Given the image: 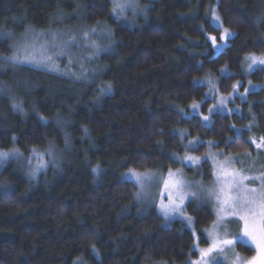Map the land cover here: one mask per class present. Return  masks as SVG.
<instances>
[{"label":"trees","instance_id":"trees-1","mask_svg":"<svg viewBox=\"0 0 264 264\" xmlns=\"http://www.w3.org/2000/svg\"><path fill=\"white\" fill-rule=\"evenodd\" d=\"M114 2L0 0V264H194L213 202L167 222L129 173L201 163L211 188L214 162L246 163L264 179V68L246 64L264 56V0H136L130 15ZM65 30L111 50L81 68L18 64L23 38Z\"/></svg>","mask_w":264,"mask_h":264},{"label":"rangeland","instance_id":"rangeland-1","mask_svg":"<svg viewBox=\"0 0 264 264\" xmlns=\"http://www.w3.org/2000/svg\"><path fill=\"white\" fill-rule=\"evenodd\" d=\"M124 1L125 0H115L114 6L117 11H119V6H121ZM135 1L136 0H133L132 2L131 0L132 4L130 6L128 4L124 8V11L127 10L124 12L126 15L137 13L138 7L136 6ZM215 25L222 29L221 23H219L218 20H216ZM88 34L89 32L84 30H65L61 34L39 33L35 36L28 35L23 39H32V42H28L24 45V49H20L18 51V64L36 69H50L52 68V64L54 62H56L59 67H61L62 64H66L68 69L72 67H84V65H88L90 62L94 61V58L90 56V52L92 50L95 54H101L111 48L106 35L94 33L88 37ZM224 35L225 30L222 29V36ZM232 36V34L228 35L225 39H222L223 42L229 40ZM227 46L228 42L224 44V47ZM254 58L255 62H253ZM261 59H264V56L251 57L247 59V72L250 73L256 69L264 68V64L260 63ZM211 87L212 92L216 95L215 91H217V89L215 90L214 86ZM238 96L239 94L234 92L232 96L228 98L220 97L216 101L219 104H228L234 97ZM257 145H261V143L256 144L255 142L256 148H258ZM223 157H225V155L221 154L219 159L222 160ZM200 164L193 166L182 164L181 168L176 171L169 170L170 172H174L171 177L169 176V173L162 178L158 174H153V172H130L128 178L130 179L129 181L135 182L140 186L141 191L138 196L142 201L144 200V206L148 207L146 209L152 210L153 208H156L157 212H159L163 219L167 222L185 219L184 217L188 214L189 204L193 203L195 207H199L204 202H209L211 200L213 202L212 205L215 208L216 217L218 218V214L224 216V222L227 225L228 238L232 239L240 231V227L234 225L235 221L238 222V217L227 215L226 213L219 211L222 205L217 200V195L220 196L221 201L225 197H231L234 202L251 200L259 203L262 199H264V184L257 185L256 183L260 184V180L264 179L254 178L253 176L249 177V175L247 177L246 173L243 171H246V163L241 164L239 169L229 163L226 165L214 162L212 165V185L210 186L211 188H207L208 186H206V183L202 180L203 176L200 171ZM244 177H247V179H244ZM176 180H180L182 182V191L184 193H189V195L184 198L182 207L183 215H181L180 212L171 211H169L166 215L164 206L171 208L173 206V202H175V205L180 204V192L172 187H165V181H169L171 184ZM255 184L258 187H255ZM252 189H255V192H252ZM192 192H196L197 195L195 197L191 196L190 193ZM145 195H147L146 198ZM250 207L253 211L258 212L260 210L257 207V204H252ZM187 222L189 221L187 220ZM240 226L241 228L243 227V222H240ZM213 230L212 226L205 234L209 241V247H211L212 244V237L210 233L213 232ZM220 231H223V225L221 226ZM197 240L198 237L196 236V241ZM249 246L256 251L255 245L252 244L251 241H249ZM196 248L199 253L198 261H200L201 264H233L234 261L235 264H243L244 262L243 259H236L237 255L235 256V250H228L226 255L214 252L210 256L202 257V248L199 246H196Z\"/></svg>","mask_w":264,"mask_h":264},{"label":"snow or ice","instance_id":"snow-or-ice-1","mask_svg":"<svg viewBox=\"0 0 264 264\" xmlns=\"http://www.w3.org/2000/svg\"><path fill=\"white\" fill-rule=\"evenodd\" d=\"M119 6V5H117ZM217 19H219L217 17ZM229 31L225 29V35L221 37V39H225L228 35H230ZM215 40V37H213ZM255 62V58L254 61ZM261 64H264V59L260 60ZM193 107H197V105H193ZM205 120L208 117H204ZM194 143L193 141L189 142ZM258 147L260 145H257ZM7 155V154H4ZM184 159L186 161H190L192 163H196L200 160V157H192L185 156ZM173 174L169 172V176L171 177ZM247 179V177H244ZM165 187H172L180 192V204L175 205L173 202V206L171 208L165 207V214L167 215L169 211L171 212H180L183 215L182 207L184 203L185 196L189 195V193H184L182 191V182L180 180H176L171 183L169 181H165ZM223 191V190H221ZM255 192V189L251 190ZM211 194V193H210ZM191 196L195 197L197 195L196 192L190 193ZM217 200L221 203L222 207L220 208V212L226 213L227 215H231L234 217H238V222H243V227L240 229V232L237 233L234 238H228L227 225L224 222V216L218 214L217 221L214 222L213 232L210 233L212 237L211 247L207 249L201 250L202 257L210 256L212 253H221L227 254L228 250H234L237 244L241 246H249V241L255 245L257 255L253 256L250 260H246L243 264H264V199H262L259 203L256 201H233L231 197H225L222 201L220 200V196L217 195ZM252 204H257V207L260 209L258 212L253 211L250 207ZM189 223H191V217L187 218ZM223 225V231L221 232V226ZM237 260L241 258L237 255ZM195 264H201L200 261L195 262ZM235 264V261L233 262Z\"/></svg>","mask_w":264,"mask_h":264}]
</instances>
